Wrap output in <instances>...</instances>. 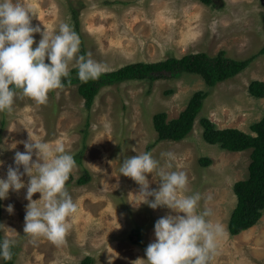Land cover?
I'll use <instances>...</instances> for the list:
<instances>
[{
  "label": "rangeland",
  "instance_id": "374dc122",
  "mask_svg": "<svg viewBox=\"0 0 264 264\" xmlns=\"http://www.w3.org/2000/svg\"><path fill=\"white\" fill-rule=\"evenodd\" d=\"M20 2L32 10L31 23L42 31L56 33L61 23H68L81 40L78 55L91 53L104 65V72L132 62L197 52L215 56L225 51L226 57L252 60L211 88L193 73L104 86L90 110L85 109L76 85L50 91L45 104L18 95L11 112H0V178H6L9 166L15 167V152L25 151L20 141L30 136L53 145L62 143L76 161L66 188L78 212L69 218L71 228L62 244L33 238L23 232L26 188L10 191L1 200L0 234L15 240L14 264H81L85 256H91L94 264H108L113 255L112 264H140L137 260L146 259L145 249L155 240V222L175 213L166 207L153 210L139 205V185L119 173L122 159L145 151L162 166L166 158L161 153L173 152L176 159L169 170L185 171L186 194L200 193L198 210L211 208V219L223 224L225 234L211 264H264V212L256 224L238 234L227 230L236 203L233 184L248 173L250 149L234 152L205 142L199 123L206 117L216 128L255 134L250 125L264 116V96H251L248 85L252 80L264 82V53H258L264 45V0H214L211 5L199 0ZM34 38L38 43L40 33ZM198 90L208 95L193 129L181 140L157 142L153 115L165 112L166 120L176 118ZM79 152H83L80 158ZM204 157L211 160L207 166L199 161ZM85 173L89 180L79 184ZM22 179L27 184L29 177ZM148 179L150 188L158 190L159 176L153 172ZM39 198L40 193L33 195L34 200ZM8 205H13V212L7 211Z\"/></svg>",
  "mask_w": 264,
  "mask_h": 264
},
{
  "label": "clouds",
  "instance_id": "9594fccd",
  "mask_svg": "<svg viewBox=\"0 0 264 264\" xmlns=\"http://www.w3.org/2000/svg\"><path fill=\"white\" fill-rule=\"evenodd\" d=\"M32 16V10L20 0H0V112H11L18 95L45 104L50 91L64 88L65 80L71 83L70 63L82 83L99 79L105 71L91 53L78 55L81 40L68 23H61L58 32L49 34L32 25ZM34 33L41 35L38 43ZM19 143H23L25 151L15 152V167L9 166L6 178H0V200L6 199L10 191L26 188L24 234L60 245L71 228L69 218L78 212L77 203L66 188L76 166L75 157L62 143L53 145L30 136ZM15 147L14 143L12 148ZM161 156L166 158L163 166L151 152L145 151L122 159L119 168L120 175L139 185V205L146 204L153 210L166 207L175 213L155 222V240L145 249L146 259L137 261L211 264L218 253V242L224 237V226L211 219V208L198 210L200 193L186 194L187 173L169 170L175 154L165 152ZM153 172L160 178L158 190L150 188L148 174ZM24 175L29 177L27 184L22 179ZM36 193H40V198L34 200ZM13 210V205L7 206L9 213ZM14 246L13 239L0 240V259L11 260ZM114 258L109 257L108 264Z\"/></svg>",
  "mask_w": 264,
  "mask_h": 264
},
{
  "label": "trees",
  "instance_id": "16d2710c",
  "mask_svg": "<svg viewBox=\"0 0 264 264\" xmlns=\"http://www.w3.org/2000/svg\"><path fill=\"white\" fill-rule=\"evenodd\" d=\"M199 1L208 5L214 2V0ZM73 17L77 23L78 15L75 10ZM224 53L225 51H220L215 56H209L206 52H197L185 54L180 58L168 57L156 62H132L106 71L99 79L89 80L87 83H82L77 78L76 69L72 67L70 69L71 83H68L67 80L64 83L65 86L76 85L78 94L84 100L86 110L92 108L95 97L102 87L123 81L145 80L151 83L160 78H175L184 73H193L200 75L206 85L211 88L217 83L235 76L252 60V57L242 60L232 59L224 56ZM258 53H264V45ZM248 92L251 96L263 97L264 82L252 80L248 85ZM207 95L206 91H195L176 118L166 120L165 112L154 114L152 120L157 133L156 141H177L186 137L193 129L194 120L202 109L203 101ZM199 123L203 128L202 137L205 142L217 144L223 150L234 152L250 149L248 173L245 178L233 184L232 190L236 196V203L227 220L228 232L232 235L238 234L256 224L264 212V116L250 125V131L255 133L254 135L238 128H216L214 123L206 117H201ZM82 153L79 152L77 156L80 158ZM199 161L205 166L211 162L208 157L200 158ZM88 180V174L85 173L78 179V183L84 184ZM3 239L0 234V240ZM12 253V259L7 261L2 259L1 264H14L17 254L15 246L12 248ZM81 264H94L93 258L85 256L81 260Z\"/></svg>",
  "mask_w": 264,
  "mask_h": 264
}]
</instances>
